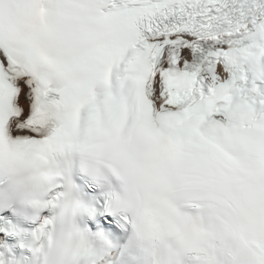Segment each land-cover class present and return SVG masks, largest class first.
I'll return each instance as SVG.
<instances>
[{"label": "snow or ice", "instance_id": "snow-or-ice-1", "mask_svg": "<svg viewBox=\"0 0 264 264\" xmlns=\"http://www.w3.org/2000/svg\"><path fill=\"white\" fill-rule=\"evenodd\" d=\"M0 264H264V0H0Z\"/></svg>", "mask_w": 264, "mask_h": 264}]
</instances>
